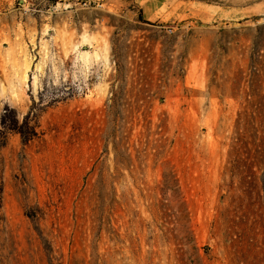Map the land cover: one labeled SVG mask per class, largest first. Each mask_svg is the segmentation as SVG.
<instances>
[{"label":"rangeland","instance_id":"1","mask_svg":"<svg viewBox=\"0 0 264 264\" xmlns=\"http://www.w3.org/2000/svg\"><path fill=\"white\" fill-rule=\"evenodd\" d=\"M0 264H264V0H0Z\"/></svg>","mask_w":264,"mask_h":264},{"label":"crops","instance_id":"2","mask_svg":"<svg viewBox=\"0 0 264 264\" xmlns=\"http://www.w3.org/2000/svg\"><path fill=\"white\" fill-rule=\"evenodd\" d=\"M60 2H66V1H71V0H58ZM76 1L77 3L79 2H95V1H105V0H72ZM195 4V6H194ZM190 7L194 8L196 13V17H201L205 20L212 21L216 20L217 15L220 14V19L224 21H241L250 18L254 13L252 11V7L250 5H245V4H233V5H223L219 6L217 3H211V4H206L205 10H201L202 13L200 14L198 11V6L196 2H193L190 4ZM218 8V9H216ZM145 13H149L150 16L152 15L153 17L159 12V10L162 9V6L159 5V1L149 4L147 8H144ZM193 13V11H191ZM193 13V14H194Z\"/></svg>","mask_w":264,"mask_h":264}]
</instances>
